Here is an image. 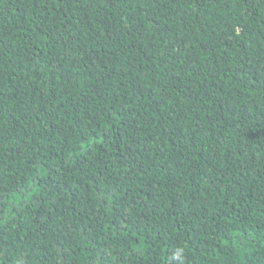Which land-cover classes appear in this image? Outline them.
<instances>
[{"label": "trees", "instance_id": "16d2710c", "mask_svg": "<svg viewBox=\"0 0 264 264\" xmlns=\"http://www.w3.org/2000/svg\"><path fill=\"white\" fill-rule=\"evenodd\" d=\"M0 264H264V0H0Z\"/></svg>", "mask_w": 264, "mask_h": 264}]
</instances>
